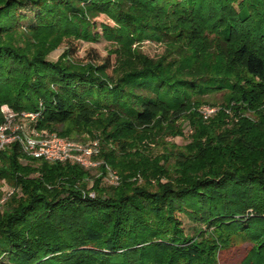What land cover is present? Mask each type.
<instances>
[{
	"label": "trees",
	"instance_id": "obj_1",
	"mask_svg": "<svg viewBox=\"0 0 264 264\" xmlns=\"http://www.w3.org/2000/svg\"><path fill=\"white\" fill-rule=\"evenodd\" d=\"M99 14L117 23L101 26L114 50L79 62ZM146 38L180 59L142 55L133 45ZM217 91L224 102L204 119L192 95ZM4 104L62 137L102 129L99 169L120 182L87 189L94 167L1 151L14 190L0 202V264H218L216 228L256 242L264 264V0H0ZM178 121L192 133L169 164L148 145L182 136ZM181 213L213 230L186 235Z\"/></svg>",
	"mask_w": 264,
	"mask_h": 264
},
{
	"label": "rangeland",
	"instance_id": "obj_2",
	"mask_svg": "<svg viewBox=\"0 0 264 264\" xmlns=\"http://www.w3.org/2000/svg\"><path fill=\"white\" fill-rule=\"evenodd\" d=\"M23 13L27 14L26 18L23 20L24 25L32 23L34 21L33 10L27 8L23 10ZM91 22H95L94 36L96 40L77 41L75 46L76 51L74 58L79 62H82V60L90 56L89 50H91L90 52H92V50L96 51L97 54L101 57H107L108 54H110V52L114 50V44L106 40V38L103 36V31L101 26H109L115 28L117 27V23L115 22V20H113L108 15L99 14L94 20L92 19ZM65 48L66 47L63 46L54 47L48 53L47 59L50 61H57L59 58L62 57ZM133 48H136V50L139 51L142 55H145L154 60L165 58L167 62H171L173 60L177 61L180 59L178 53L179 50L174 49L173 46L171 47L169 44H167V42L164 41H156L146 38L139 43H135L133 45ZM184 52H186V50H184ZM110 58L113 61L114 55L111 54ZM225 93L226 91H217L207 95L193 94L192 97L193 100H199L204 103L199 109V111L202 113L201 110L204 106H209L217 111V109L224 102ZM202 116L204 117V119L210 117L209 116L205 118L203 114ZM17 121L26 126L30 125V120L23 116H18ZM178 123L181 124V127L183 129L182 136L173 137L168 134L165 135L161 133L157 135L154 143L148 145L150 147V152L153 156H160L163 162L165 160H169V164L173 163L175 155L178 152H181L182 149H184V146L190 142V135L192 133L191 127L187 121H178ZM40 130H45L48 133L57 134V132L50 131L47 128ZM74 131L75 132L74 134H72L71 137L65 136V138L71 139L82 145H89L94 143L97 144V152L95 153L94 156L91 157V162L93 163L91 167H94L92 170L94 176L90 177V179L86 181L87 189H91L93 187L95 179L98 178L99 176H102L101 186L103 185L105 187H116L120 182V178L117 179L118 182L116 183V179L115 180L112 179L110 177L112 174L110 173L113 172V174L115 173L119 177L118 172L112 169L108 165L104 166L103 171L99 169L100 164L103 162L100 158H98L100 154L99 152H101V148L103 146L102 137H101L102 129L100 130V129L88 127L81 130L75 129ZM3 164H5V162L0 158V166ZM13 188H14L13 185H11V183L8 180L0 179V192H2L3 194L2 199H6L9 192L11 190H14ZM178 215L182 221V228L186 235L189 236L194 235L196 230L200 228L205 231V225L200 224L197 221L190 220L188 216L185 214L181 213ZM212 230L213 229L211 228L208 229L207 232L205 231L203 237L205 236L206 233H210V231ZM212 235L213 236L208 237V239L209 240L213 239L218 244V250H217L218 264H246L248 258L250 259L249 264H253V259H254L253 251L256 249V245H257L256 242H254L250 238H245V236L242 234H239L235 231L226 230L224 228H222L221 230L219 228H216V230L213 231Z\"/></svg>",
	"mask_w": 264,
	"mask_h": 264
},
{
	"label": "built area",
	"instance_id": "obj_3",
	"mask_svg": "<svg viewBox=\"0 0 264 264\" xmlns=\"http://www.w3.org/2000/svg\"><path fill=\"white\" fill-rule=\"evenodd\" d=\"M2 120H0V152L13 144H18L20 150L26 157L43 159L48 162H74L83 167L90 168L93 163L91 157L97 152V144L82 145L68 138L55 133H48L35 127L38 113L22 112L17 113L7 105L0 108ZM205 118L211 116L216 110L209 106L202 108ZM18 116H23L30 120V125L26 126L17 121ZM112 174V179L119 178L117 174ZM13 190L9 192V196ZM4 199L1 200V202Z\"/></svg>",
	"mask_w": 264,
	"mask_h": 264
}]
</instances>
